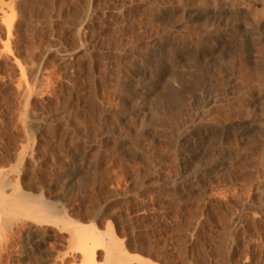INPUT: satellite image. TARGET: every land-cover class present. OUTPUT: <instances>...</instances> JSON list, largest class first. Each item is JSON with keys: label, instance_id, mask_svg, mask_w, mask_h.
<instances>
[{"label": "rangeland", "instance_id": "374dc122", "mask_svg": "<svg viewBox=\"0 0 264 264\" xmlns=\"http://www.w3.org/2000/svg\"><path fill=\"white\" fill-rule=\"evenodd\" d=\"M0 168V264H264V0H0Z\"/></svg>", "mask_w": 264, "mask_h": 264}, {"label": "bare ground", "instance_id": "6f19581e", "mask_svg": "<svg viewBox=\"0 0 264 264\" xmlns=\"http://www.w3.org/2000/svg\"><path fill=\"white\" fill-rule=\"evenodd\" d=\"M207 1V0H206ZM180 2V1H179ZM244 2V1H243ZM236 4H237V2H235ZM233 4V3H232ZM235 4V5H236ZM241 4H242V2H241ZM246 5V4H245ZM248 5V4H247ZM242 7H243V5H242ZM25 10V9H24ZM22 11V10H21ZM20 11V12H21ZM19 12V13H20ZM208 12H207V10L206 11H203V12H200L198 15L199 16H202V15H204L205 16V14H207ZM210 13V12H209ZM208 13V14H209ZM207 14V15H208ZM197 16V15H196ZM4 17H6L5 16V14H4ZM16 17V16H15ZM25 18V17H24ZM218 18H219V16H218ZM8 19V18H7ZM7 21V20H6ZM18 21V20H17ZM220 21V20H219ZM207 23V22H206ZM256 24V23H255ZM21 27V26H20ZM19 27V28H20ZM19 30V29H18ZM6 35V34H5ZM175 54V53H174ZM191 54V53H190ZM210 54V53H209ZM242 54V53H241ZM240 55V54H239ZM189 56V55H188ZM238 56V55H237ZM243 56V55H242ZM157 61V60H156ZM159 62V61H158ZM157 63V62H156ZM160 64V62L158 63V65H157V68H156V70H154L155 68L154 67H152V71H150V73L151 72H153V75H154V79H155V82H156V80L157 79H163L164 77H165V73H173L174 74V71L176 70L175 69V65H173L174 63H172V65L170 66V65H168L169 66V68H168V70L169 71H165L164 70V66H162V65H159ZM170 64V63H169ZM178 64V63H177ZM153 65H155V64H153ZM152 64H151V66H153ZM148 66V65H147ZM149 66H150V64H149ZM143 67V66H142ZM155 67H156V65H155ZM166 67V66H165ZM147 68V67H146ZM138 69H140V68H138ZM142 71H143V69H141ZM146 70H148L149 71V69L147 68ZM141 71V72H142ZM147 71V72H148ZM144 72V71H143ZM146 72V71H145ZM146 72V73H147ZM157 72V73H156ZM140 73V72H139ZM149 73V72H148ZM167 73V74H168ZM141 74H143V73H140V76H143V75H141ZM152 74V73H151ZM150 74V75H151ZM156 74H158V75H156ZM166 74V75H167ZM139 75V74H138ZM149 75V76H150ZM155 75H156V77H155ZM162 75H164V77L162 78ZM34 76V75H33ZM246 76V75H245ZM151 77V76H150ZM126 78V77H125ZM147 78H148V76H147ZM147 78H144V79H147ZM151 78H153V77H151ZM201 78V77H200ZM248 78H250L249 76H248ZM168 79V78H167ZM141 80V79H140ZM152 80V79H151ZM248 80V79H247ZM141 81H143V80H141ZM159 81V80H158ZM192 81H193V79H192ZM159 82H161V81H159ZM197 82V81H196ZM144 83H145V81H144ZM192 82L190 81V83H189V85H187L188 87H191L192 88V85H194V84H196V83H193V84H191ZM158 83H156V84H154L153 86H150V84L148 85V87L150 86V88L148 89V91L150 92V91H152L155 87H156V85H157ZM121 85V84H120ZM141 85V84H140ZM143 85V84H142ZM144 85H146V84H144ZM134 86V85H133ZM136 87V86H135ZM141 87V86H140ZM147 87V86H146ZM151 87H153V88H151ZM173 87V86H172ZM172 87H170V86H168L165 90H167V92H168V94H169V100H170V98H171V101L173 100V99H175L177 96H181V89L179 88V87H177L178 88V90L176 89H174V88H172ZM185 87V86H184ZM142 88V87H141ZM141 88H140V90H141ZM194 88H195V85H194ZM137 89V88H136ZM146 89V88H145ZM152 89V90H151ZM23 90V89H22ZM140 90L138 91L139 93H142V92H140ZM182 90H183V88H182ZM195 90V89H194ZM143 91V90H142ZM145 91H147V90H145ZM147 91V92H148ZM130 92V91H129ZM204 92V91H203ZM27 93V92H26ZM127 93H128V91H127ZM134 93V92H133ZM145 93V92H144ZM136 94V93H135ZM159 94V93H158ZM128 95V94H127ZM130 95H132V94H130ZM134 95V94H133ZM133 97V96H132ZM186 97V96H185ZM213 97V96H212ZM25 98V97H24ZM131 99V98H130ZM176 100V99H175ZM170 101V102H171ZM161 102V101H160ZM176 102V101H175ZM194 102V101H193ZM127 104V103H126ZM156 104H158V103H156ZM179 107H180V105H179ZM142 110V109H141ZM179 110V109H178ZM230 111V110H229ZM245 111V110H244ZM250 115V114H249ZM244 128H246V127H244ZM243 128V129H244ZM210 131V130H209ZM245 131V130H244ZM196 133V132H195ZM219 135V134H218ZM217 138V137H216ZM188 142V141H187ZM189 147H190V144H189ZM185 148V147H184ZM187 149V148H186ZM190 152H193V151H190ZM203 152V151H202ZM16 153V152H15ZM18 153V152H17ZM193 153H195V154H197V152H193ZM204 153H205V151H204ZM199 155V154H198ZM17 156V155H16ZM198 157V156H197ZM190 158V157H189ZM194 158V157H193ZM192 159V158H191ZM195 159V158H194ZM4 160V159H3ZM190 160V159H189ZM214 165V164H213ZM0 170H2V168H0ZM6 179V178H5ZM4 180V179H3ZM7 180V179H6ZM28 198H30V197H28ZM34 198V197H33ZM11 199V198H10ZM36 199V198H35ZM29 201V200H28ZM32 201V200H31ZM38 201V200H37ZM40 201V200H39ZM43 201V200H42ZM1 203H3V202H0V204ZM30 203V202H29ZM28 203V204H29ZM5 204H7V202H4L3 204H1V206H4ZM44 203H42V205H43ZM9 205H10V203H9ZM30 205V204H29ZM29 205H27L28 207H29ZM50 206V204L48 205V204H46V208L47 207H49ZM26 207V206H25ZM43 207H44V205H43ZM52 208V207H51ZM5 209V208H4ZM9 209V208H8ZM65 209V208H64ZM10 210V209H9ZM53 210V209H52ZM0 211H1V209H0ZM4 211V210H3ZM8 211V210H7ZM5 212V211H4ZM9 212V211H8ZM11 212V211H10ZM14 213V212H13ZM12 213V214H13ZM34 213V212H33ZM2 214V213H1ZM36 216L35 217H40V214H38V213H34ZM65 214V213H64ZM19 215V214H18ZM7 218V217H6ZM6 218H3V219H6ZM33 218V217H32ZM68 218H70V217H68ZM67 218V219H68ZM8 219H9V217H8ZM8 219H6V220H8ZM7 223H8V221H7ZM73 223H74V225H73V230H71V232H72V235H73V237H72V241H73V244H72V249H74V250H76V251H79V252H81V254H82V256H83V259H84V262L83 263H87V264H89V262L92 260L93 261V255H94V251H95V249H96V247H98V245H102V237H101V235H100V237L97 235V232L94 230V227H92L91 226V224H90V226L88 225V224H86V226L87 227H84L85 225H84V223H83V225H78L80 222H77V221H73ZM78 223V224H77ZM75 224H77V225H75ZM89 226V227H88ZM112 233V232H111ZM108 234H109V231H108ZM110 235V234H109ZM117 243H115V241L111 238V237H109V239H108V241H106V243L104 244V251H105V261H104V264H131L129 261L130 260H135V261H137V262H141V259L140 258H138L137 256H125L124 254H123V252L121 251V248H119V246L118 245H116ZM73 250V251H74ZM115 252H117L118 254H116ZM122 252V253H121ZM130 257V258H129ZM91 261V262H92ZM143 261V260H142Z\"/></svg>", "mask_w": 264, "mask_h": 264}]
</instances>
